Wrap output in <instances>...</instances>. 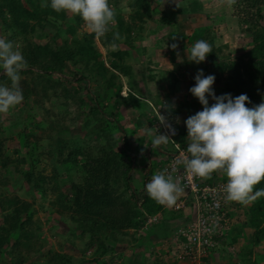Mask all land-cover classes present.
<instances>
[{
  "label": "trees",
  "instance_id": "1",
  "mask_svg": "<svg viewBox=\"0 0 264 264\" xmlns=\"http://www.w3.org/2000/svg\"><path fill=\"white\" fill-rule=\"evenodd\" d=\"M123 1L131 10L128 22L121 13ZM154 2L158 4L160 1L109 0L116 13L115 23L111 30L100 38L99 43L107 49L120 42L130 47L132 41L137 38V33L147 22H153L157 28L163 25L178 28V15L196 18L203 13L201 0H184L183 5L174 8L166 6L165 8L171 9L162 12L153 8ZM49 3L50 0H46L41 6L39 0H0V24L3 31L7 32L6 39L13 41L27 60V67L20 73L19 81L24 99L18 105L21 106L19 110L25 113L19 112L20 121L17 120L14 125L8 126L20 128L19 134L14 138H0V260L6 254L14 255L11 264H24L22 251L31 248L32 234L28 232V226L33 223L36 212L34 201L27 202L14 193L7 194V189L12 183L11 178L16 175L30 186V195L37 192L45 199L49 194H53L54 199L50 202L52 211L61 217L67 216L74 225V231L79 232V237L88 238L86 247L96 246L97 256L106 255L110 250L106 241L124 244L129 231H133L134 235L142 233L149 216L155 215L161 219L159 226L163 228L165 237L173 235L175 230L171 229L173 233L168 231V226L178 218L174 212L171 217L167 215L170 212L164 210L165 205L158 204L146 194L145 185L154 174L152 167L136 178L134 175L136 149L133 145L138 136L132 141L129 140L132 129L122 124L121 110L137 112L142 99L131 87L130 80L127 81V95L122 96V79L132 77L131 68L124 65L128 51L117 49L109 52V64L106 65L93 33L84 34L80 38L76 36L77 26L82 21L79 16H74V24L67 25L65 36L59 35V24H64L67 13H56ZM235 12L240 25L244 26L241 29L242 34L250 40V46L243 55L235 59L222 55V48L215 45L212 27L207 26L194 29L191 39L185 38L184 31L179 32L180 44H183L181 48L183 47L184 52L197 40H206L212 47V53L200 64L188 61L186 56L187 63L195 66V69H202L205 76H215V83L219 84L215 86L219 88L215 91L217 96L226 93L233 97L247 94L251 103L246 106L253 107L264 100V0H239ZM52 31L55 33L52 34ZM36 34H44L46 38L37 37L31 40L30 37ZM165 75L167 78L164 84L158 83L157 87H154L156 95L152 100L156 104L163 98L173 106L178 101V78L176 72L172 71H166ZM82 82H85V85L91 82L97 85L95 88L88 87L87 96L91 104L87 106L86 112L83 110L87 101L74 89L75 84ZM0 84L11 86V81L0 75ZM77 102L85 117L95 119V124L87 130V134L94 137L95 144L92 146H82V142L74 143L62 136V132L69 131L71 127L66 123L65 116H69L68 121L73 124L69 110ZM55 103L62 106L63 111L53 112L52 108H46L47 104L52 107L51 104ZM212 103L214 101L209 98V104ZM202 107L201 105L199 111ZM38 109L45 111V114L38 113ZM178 111L182 110L179 108ZM5 120L7 119L0 121V132ZM131 124L135 125L136 129L143 130L145 126L149 129V115L140 113ZM186 136L187 131L183 130L177 140L181 147L187 149ZM147 140L150 139L145 140L148 144L150 141ZM7 141H16L18 144V148L13 150V156H6ZM22 151H25L26 156H17ZM53 155L56 156L52 160L54 168L51 174L47 175L45 168L37 164L42 163V157L51 158ZM58 164L62 167L61 171L57 170ZM25 165H28L26 170L23 168ZM72 169H76L80 178L75 182L71 181L69 176L68 190L65 191L66 185H61L59 179ZM218 175L219 171L214 172L207 178V182L212 183ZM136 180L140 182L138 190L133 183ZM139 187L142 189L139 190ZM256 188H264V181L257 184ZM236 206L237 203H233L232 207ZM244 215L251 233L252 248L247 252L245 259L249 264L254 248H259L262 252L260 256H264V196L244 208ZM144 236L147 235H140L139 244H143ZM216 243H223L222 238ZM215 253L216 250L207 251L202 260L215 264ZM166 255L164 253V256ZM45 256L46 264H73L69 257L62 254L47 251ZM160 257L161 255H156L150 263H162ZM174 257L172 262L180 264L176 255ZM93 264H99L96 257L93 258ZM132 264L143 262L135 255Z\"/></svg>",
  "mask_w": 264,
  "mask_h": 264
},
{
  "label": "rangeland",
  "instance_id": "2",
  "mask_svg": "<svg viewBox=\"0 0 264 264\" xmlns=\"http://www.w3.org/2000/svg\"><path fill=\"white\" fill-rule=\"evenodd\" d=\"M159 1L160 2L158 4L155 2L153 3V8H157L159 12H162V10L164 11L165 9L174 8V6L178 7L183 5L184 2V0ZM201 2L203 4V13L196 18L190 15H178L176 17L178 28L167 25L157 28V25H155L153 22H147L143 26V29L137 33V38L132 41V48H130L131 46L129 47L128 45H125V43L120 42L107 49L99 43L101 37H94L95 43L97 44L98 50L101 53L106 65L109 64V52L115 51L117 49L128 51V57L125 58L124 65L131 68L132 77L130 79H122L124 82L122 96L127 94V88L129 89L127 81L130 80L131 87L136 90V93L142 99L139 103L137 112H131L128 109H126V111L124 109L121 110V114L123 116L121 120L122 124L127 126L130 130L132 129V133L129 135V140L132 141L133 138L138 136V138H136L134 141L135 144L133 145L136 149V167L134 170L135 178L139 176V174L142 175L149 167V160H147L148 147L145 146L147 145L145 140L146 138H149L147 136V131H150V127L147 129L148 126H145L143 130L138 131L139 129H136V126L131 124V121L134 120V118L140 113L152 115V107L158 106V104L165 100L161 98V100L156 104L154 103V100H152L156 95V90L154 87H157L158 83L164 84L167 78L165 72H176L178 78V84L176 88V96L178 97V101L175 103L174 107L169 105L167 102L166 104L167 106H170L168 108L173 119L175 120L177 131L179 133L183 130L187 131L184 121L189 116L198 112L201 106L198 99L195 98L189 91V89L195 84L194 77L196 76L199 69H195V66H190L186 61V50L189 49V47H187L185 51L182 52L183 47L181 48V46L183 44H180L181 31L185 32V38L191 39V36H194V34L192 35L194 29L202 26L212 27V33L215 36V45L217 47H221L222 55L228 56L230 59H235L236 57L243 55L250 46V40L246 38L241 32V29H243L244 26L240 25L235 12V7L239 0H233L231 4H229V0H201ZM45 3L46 0H39V4L41 6H43ZM166 6L171 8H165ZM121 8L123 18L126 22H128L131 10L126 5L125 1L121 3ZM73 18L74 16L72 14L67 13V19L64 24H59L60 27L58 32L60 36H65V28L67 25L74 24ZM262 25L264 26V20ZM112 26L113 24L110 26V30ZM76 31V36L78 38L84 34H92L83 21H81V23L77 26ZM6 33L7 32L3 31L2 25L0 24V38L6 39ZM51 33L54 34L55 32L52 31ZM37 37L44 39L45 36L44 34H36L30 38L31 40H34ZM173 37L175 38L173 39ZM184 42L187 43L186 39H184ZM172 44L177 45L176 49L171 47ZM17 47L18 46H16V48ZM151 76L154 78L151 79ZM74 84L75 83H73V85ZM96 86L97 85H95L93 82L88 85H85V82L74 85V89L78 90L79 96L87 101L86 107L84 108L85 110H83V112H86L87 106H90L91 104V100L87 96L89 91L88 87L95 88ZM215 86H219V84L214 82V92L219 89ZM51 105L52 107L47 104L46 108H52L53 112L63 111L64 109L62 106H59V104L56 105V103L55 105ZM78 106L79 103L77 102L73 104L69 110V113L73 118V124L68 121L69 116H65V119L67 120L66 123L71 127L69 131L62 132V136L65 139H70L74 143L82 142V146H92L95 144L94 137L92 135H88L87 130H89L88 128L95 124V119L93 117H85V114L79 109L80 107L78 108ZM20 107L17 106L7 114H1V117H4V119L6 118L7 120H5L2 124L3 130L0 132V138H14L17 134H19L20 128H9L8 126L14 125L17 120L20 121L19 112L22 114L25 113V111L23 112L19 110ZM179 108L182 110L181 112L178 111ZM38 110V113L45 114V111L40 109ZM1 117L0 121H3L4 119L2 120ZM150 119L151 116H149V121ZM86 123H88V125ZM45 125L46 124H44V126ZM133 128H135V130ZM186 142L189 143L188 138L186 139ZM43 143L46 144L45 141H43ZM14 148H18L17 142L7 141L5 143L6 156H13L12 154ZM45 150L48 149L45 148ZM149 154L152 158L151 160L153 164L161 162V156L157 153L156 149L151 148ZM17 156L25 157L26 153L25 151H22ZM55 157V155H53L51 158L44 156L42 157V163L37 164L38 166L45 168V174H51L54 168L52 160ZM23 168L26 170L28 165L23 166ZM57 170H62V167L59 164L57 166ZM69 176L70 180L75 182L80 178V174L77 173L76 169H72L69 171V173L67 172L66 175H62L59 180L61 185H66H64L65 191L68 190L67 185L69 184ZM220 177H218L215 181L220 182L221 179V181L226 184L227 177L223 174V172H220ZM11 182L12 183L10 187L7 189V194L14 193L27 202H35L34 209L36 212L32 219L33 223L28 226V232H31L32 234L30 241L31 248L28 251H25L24 249L22 251L25 259L24 264H46L45 255L47 251L65 255L71 259L73 264H93L94 257L97 258L99 264H132L135 255L141 259L143 264L150 263L151 260L156 257V255H161L159 259L162 260L163 264H176L172 261L175 258L174 254L177 255V244H174L172 239L173 237L170 235L165 237L163 228L159 226L161 222L160 218H158L157 224L151 227L149 226L142 230V233H139L141 236L147 235L144 236L145 238L142 241L143 244H139V238H141L139 234L134 235L133 231H129L128 235L125 237L126 243L114 244L112 242L106 241V245L108 248H110V250L106 255L97 256L95 255L97 250V248H95L96 246H91L90 248L86 247L88 238L83 239L79 237V232L74 231V225L70 222L67 216L61 217L52 211L50 202L52 199H54L53 194H49L45 199L42 198L40 193L37 192H34L30 195V186L26 184L18 175L12 177ZM133 183L138 190L140 183L139 180H136ZM141 189L142 187H139V190ZM171 213L172 212L170 211V213H167V215L171 217ZM1 219L2 213L0 212V223ZM183 223L178 222L177 220L171 221L168 226V231H171L172 233L173 231L171 229L177 231ZM249 238L250 236L247 237L246 242L249 241ZM133 239L135 241H133ZM22 241H24V239H22ZM258 251L260 252V249H258ZM164 253L167 255L164 256ZM255 255L258 257L256 262L258 263L259 261L260 263V257L258 256L260 253L255 252ZM235 257L236 259L239 258L237 255H235ZM2 258L3 259L0 260V264H11L14 255L9 256L6 254L5 256H2Z\"/></svg>",
  "mask_w": 264,
  "mask_h": 264
},
{
  "label": "clouds",
  "instance_id": "3",
  "mask_svg": "<svg viewBox=\"0 0 264 264\" xmlns=\"http://www.w3.org/2000/svg\"><path fill=\"white\" fill-rule=\"evenodd\" d=\"M232 2L229 0V4ZM49 6L56 13L79 16L95 38L104 37L115 23L116 13L109 0H50ZM171 47L176 49L177 45L172 44ZM210 53L212 47L203 39L197 40L186 50L187 60L195 64L204 62ZM26 67L27 60L14 42L0 38V75L11 81V86L0 84V114L9 113L23 102L19 81L20 73ZM194 80L195 84L189 91L203 107L184 121L189 140L187 154L181 152L174 164L182 166L188 175L199 178H210L214 172H223L227 177L225 199L247 206L264 196V188H256L257 184L264 181V100L258 105L247 107L246 104L251 103L247 94L233 97L226 93L217 96L213 89L215 76H205L202 69ZM209 98L214 101L211 105ZM157 119L167 127L170 135L161 134L158 130L153 135L148 131L150 142L145 146L152 149L168 144L172 140L171 136L176 134L175 128L160 112ZM151 159L147 154L151 165L148 164L146 172L151 167L156 169ZM175 166L172 172L177 170ZM183 191L184 184L174 180L167 169L154 174L145 185L146 194L158 204L165 205L164 210L172 213L185 212L172 208ZM149 226L145 223L143 230Z\"/></svg>",
  "mask_w": 264,
  "mask_h": 264
},
{
  "label": "built area",
  "instance_id": "4",
  "mask_svg": "<svg viewBox=\"0 0 264 264\" xmlns=\"http://www.w3.org/2000/svg\"><path fill=\"white\" fill-rule=\"evenodd\" d=\"M152 111L153 114L149 116H151L150 128L153 135L157 134V130L161 134L170 135L167 127L157 119L159 112L176 130V134L171 136L172 140L168 144L161 145L156 149L166 161L154 164L156 167L154 174L167 169L173 175L174 180L183 183L184 191L179 195L177 203L172 208L174 211L190 210L192 212L191 219L181 225L172 235L174 244H177L176 258L185 264H208L202 260L203 256L207 251L218 248L216 241L221 239L228 229L227 208L231 202L225 199L226 184L217 181L208 183L207 178L190 176L182 170V166H175V158L181 152L187 154L186 148L181 147L177 140L179 132L175 120L165 100L158 106L152 107ZM150 149L151 147L147 151L148 157ZM149 165H151L150 162ZM174 166L177 170L172 172ZM155 223H157V217L152 216L148 218L146 226Z\"/></svg>",
  "mask_w": 264,
  "mask_h": 264
},
{
  "label": "crops",
  "instance_id": "5",
  "mask_svg": "<svg viewBox=\"0 0 264 264\" xmlns=\"http://www.w3.org/2000/svg\"><path fill=\"white\" fill-rule=\"evenodd\" d=\"M138 131H140V129ZM161 159H162L161 163L162 161L163 163L166 161V159L164 158H161ZM218 177H220V172H219ZM233 203H237V206L236 208L232 207L231 205L232 202H231L227 208L228 215H229L228 216V221H229L228 229L226 231V234H223L222 236L223 243L218 245V248L216 249V253L214 256L215 264H247L245 260L246 254L249 251V249L252 248L251 243L249 242L251 237L249 238V241L246 242L247 237L251 235V233L248 232L249 230L245 223L246 219H245L244 210H243L244 208H247V206L240 205L238 202H233ZM175 214L178 216L176 220L182 223L183 222L186 223L187 221L190 220V217H192V212L190 210H187L185 212L175 213ZM233 230L235 231L234 234H232ZM254 249H255L254 254L251 256V261L249 264H253V263L254 264H264V256L258 255L260 257L259 258L260 263L259 261L258 263L256 262L258 257L255 255V252L261 254V251L260 252L258 251L259 248H254ZM235 255H237L239 258L236 259ZM180 264H185V263H180Z\"/></svg>",
  "mask_w": 264,
  "mask_h": 264
}]
</instances>
